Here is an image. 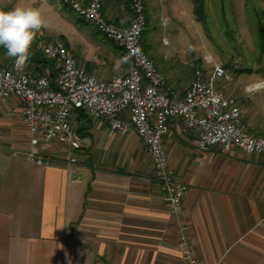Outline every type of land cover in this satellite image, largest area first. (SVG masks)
Returning <instances> with one entry per match:
<instances>
[{"label":"crops","instance_id":"0c3cea01","mask_svg":"<svg viewBox=\"0 0 264 264\" xmlns=\"http://www.w3.org/2000/svg\"><path fill=\"white\" fill-rule=\"evenodd\" d=\"M100 1L108 22L130 23L127 0ZM121 58L106 78L126 72ZM154 58L168 84L184 92L190 68ZM14 61L0 54L1 67ZM33 68L28 60L24 69ZM244 112V127L264 135V93L246 99ZM21 116L15 96L0 107V264H186L177 221L134 131L109 136L92 119L80 136L81 151L71 154L75 163L54 152L51 164L38 166L14 155L28 147ZM163 142L176 180L188 186L181 215L199 264H264V155L217 146L197 151L195 134L180 120Z\"/></svg>","mask_w":264,"mask_h":264},{"label":"built area","instance_id":"2783aa9c","mask_svg":"<svg viewBox=\"0 0 264 264\" xmlns=\"http://www.w3.org/2000/svg\"><path fill=\"white\" fill-rule=\"evenodd\" d=\"M79 18L89 22L106 40L116 44L126 60V72L101 78L80 66L66 43L41 30L35 48L55 65V78L33 75L14 63L0 66V107L15 96L21 101V120L28 132V147L14 152L38 166L52 163V153L65 150L68 161L82 144L72 119L82 109L89 118L102 121L109 136L134 131L150 156L152 172L163 194L164 205L177 221V237L186 264H199L191 247L189 228L181 215V203L188 186L176 180L168 163L164 137L173 121L180 120L195 134L197 151L220 147L247 155H264V135L250 133L242 124L241 111L227 96L222 83L231 74L206 57L207 70L196 68L184 92L168 84L154 61L142 49L147 18L144 0H128L131 21L117 27L108 22L100 0H60ZM257 84L248 85L252 92ZM264 88V87H260Z\"/></svg>","mask_w":264,"mask_h":264},{"label":"rangeland","instance_id":"374dc122","mask_svg":"<svg viewBox=\"0 0 264 264\" xmlns=\"http://www.w3.org/2000/svg\"><path fill=\"white\" fill-rule=\"evenodd\" d=\"M63 5L49 0H0V10L4 11L16 6L39 9L48 25L42 30L50 38L63 40L77 62L90 72L101 78L108 77L103 74L113 70L115 63L123 65L122 50L104 39L89 22L79 18L67 5ZM145 5L148 16L145 52L152 56L154 62L156 57L170 65L190 68V81L196 68L207 70L206 57L224 66L231 74L232 81L222 83L220 87L227 96L235 99L244 124L245 100L252 99L254 94L264 93V88L253 93L245 90L251 80L264 78V55L258 58L255 29L250 20L251 15L245 8V0H225V17L234 30L230 36H226L220 28L222 16L216 14V10L219 12L217 0H208V27L196 21L191 0H145ZM260 8L264 12L263 1L260 2ZM150 47L152 54L149 52ZM107 50L114 51L116 56L109 58ZM244 63L252 65V68L245 69ZM72 124L76 130L78 123L74 118ZM57 154L59 157L69 155L64 150Z\"/></svg>","mask_w":264,"mask_h":264},{"label":"trees","instance_id":"16d2710c","mask_svg":"<svg viewBox=\"0 0 264 264\" xmlns=\"http://www.w3.org/2000/svg\"><path fill=\"white\" fill-rule=\"evenodd\" d=\"M49 1L55 2L56 4L61 5V6L63 5L60 0H49ZM191 1L193 4V11H194L196 21L202 22L203 25L208 27L209 26L208 0H191ZM261 1L264 2V0H245V8L251 15L250 20L255 29V37H256V42H257V53H258L259 59L261 58V56L264 55V12L260 8ZM217 2L219 6V12L216 10V14L220 13L222 16V20L220 21V28H222L225 31L226 36H230L234 34V30L231 28V26L229 25L225 17L226 15L225 9H224L225 0H217ZM127 4H128V0H127ZM144 5H145V0H144ZM145 14L147 18V23L142 33V49L144 50V52L146 48L145 33H146V27L148 24L146 5H145ZM227 30L229 32H227ZM4 52H6V49L0 46V54ZM29 61L34 65V68L30 70L31 74L33 75L49 74L52 80L55 78V65L53 61L47 59L45 56H43L40 52L36 50L35 40H34L33 47L30 49ZM243 70L245 69L243 68ZM90 120L92 119L89 118V116L82 109H78L74 112V121L78 123V127L76 131L78 132L80 136L85 135V127H86L85 125L89 123ZM241 121H242V116H241ZM242 124H243V121H242Z\"/></svg>","mask_w":264,"mask_h":264},{"label":"clouds","instance_id":"9594fccd","mask_svg":"<svg viewBox=\"0 0 264 264\" xmlns=\"http://www.w3.org/2000/svg\"><path fill=\"white\" fill-rule=\"evenodd\" d=\"M47 26V21L37 8L16 6L9 11L0 10V46L22 69L27 65L37 34ZM256 87L264 85L257 84Z\"/></svg>","mask_w":264,"mask_h":264},{"label":"water","instance_id":"95a60500","mask_svg":"<svg viewBox=\"0 0 264 264\" xmlns=\"http://www.w3.org/2000/svg\"><path fill=\"white\" fill-rule=\"evenodd\" d=\"M244 68L245 69H251L252 68V65H247L246 63H244Z\"/></svg>","mask_w":264,"mask_h":264}]
</instances>
